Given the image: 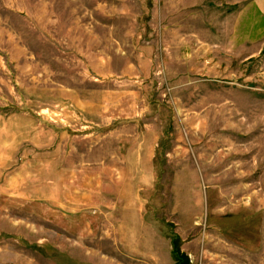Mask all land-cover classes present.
<instances>
[{
	"label": "rangeland",
	"instance_id": "1",
	"mask_svg": "<svg viewBox=\"0 0 264 264\" xmlns=\"http://www.w3.org/2000/svg\"><path fill=\"white\" fill-rule=\"evenodd\" d=\"M261 11L0 0V264H264Z\"/></svg>",
	"mask_w": 264,
	"mask_h": 264
},
{
	"label": "crops",
	"instance_id": "2",
	"mask_svg": "<svg viewBox=\"0 0 264 264\" xmlns=\"http://www.w3.org/2000/svg\"><path fill=\"white\" fill-rule=\"evenodd\" d=\"M253 1L254 0H252V3H253ZM261 13H262V15H261L262 16V28H264V0H262V11H261Z\"/></svg>",
	"mask_w": 264,
	"mask_h": 264
}]
</instances>
